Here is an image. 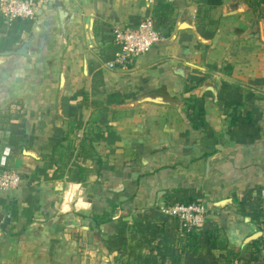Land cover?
<instances>
[{
    "label": "crops",
    "instance_id": "1",
    "mask_svg": "<svg viewBox=\"0 0 264 264\" xmlns=\"http://www.w3.org/2000/svg\"><path fill=\"white\" fill-rule=\"evenodd\" d=\"M36 1L0 16V264H264V0Z\"/></svg>",
    "mask_w": 264,
    "mask_h": 264
},
{
    "label": "built area",
    "instance_id": "2",
    "mask_svg": "<svg viewBox=\"0 0 264 264\" xmlns=\"http://www.w3.org/2000/svg\"><path fill=\"white\" fill-rule=\"evenodd\" d=\"M37 11L36 0H0V16L8 22L33 19ZM113 36L119 47L113 60L122 65L150 52L163 39L162 32L151 19L143 20L136 27L116 28ZM5 153L4 156H7V151ZM19 182L20 177L11 171L0 173L1 188L16 187ZM165 212L178 222L181 232L191 233L204 226L208 208L199 202H182L170 205Z\"/></svg>",
    "mask_w": 264,
    "mask_h": 264
},
{
    "label": "trees",
    "instance_id": "3",
    "mask_svg": "<svg viewBox=\"0 0 264 264\" xmlns=\"http://www.w3.org/2000/svg\"><path fill=\"white\" fill-rule=\"evenodd\" d=\"M209 2H214V0H208ZM216 3H221L222 0H215Z\"/></svg>",
    "mask_w": 264,
    "mask_h": 264
}]
</instances>
